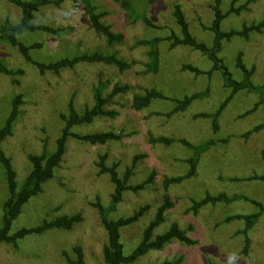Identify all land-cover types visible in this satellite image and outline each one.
Segmentation results:
<instances>
[{
	"label": "rangeland",
	"instance_id": "374dc122",
	"mask_svg": "<svg viewBox=\"0 0 264 264\" xmlns=\"http://www.w3.org/2000/svg\"><path fill=\"white\" fill-rule=\"evenodd\" d=\"M130 1L136 12L146 14L158 28L135 20L121 2L92 0L97 11L104 14L103 21L126 36L123 42L109 45L104 36L91 28L84 4L66 0L61 7L47 5L36 14V23L62 29L58 34L37 30L18 35L26 44H42L30 52L37 61L48 62L84 52L117 53L132 64L124 72L103 63H82L72 69H64L60 74L50 71L41 74L17 47L7 40H0V60L11 69L24 71L14 76L0 72V128L6 124L14 98L22 94L23 102L13 133L2 144L17 172L19 185L32 169L29 154H41L45 145L50 152L55 151L65 124L61 114L68 113L72 99L76 110L83 113L94 103L93 86L99 79L109 81L106 93L116 83L131 85L127 93L117 95L116 103L109 106L119 112L118 116L98 117L92 123L73 128L79 134L115 131L123 134V138L106 144H92L70 137L54 177L43 185L41 193L24 204L13 222L12 232L40 225L61 215L79 213L82 220L71 230L51 229L27 235L16 246L2 243L0 264H70L68 257L75 258L73 248L77 245L83 247L87 264H103V248L108 237L93 203L100 198L104 205H109L114 185L108 174L99 172L96 163L100 154L108 155L107 165L119 163L121 177L136 155H144L136 163L130 184L143 182L153 170L157 173L154 184L148 188L139 192L125 191L123 201L110 214L111 218L128 216L142 205H151L138 222L122 229L125 254H130L141 242L144 229L154 219L166 192L171 196L174 207L166 212L165 221L155 228L154 237L165 233L175 222L196 241L195 244H186L175 240L130 264H264V212L247 233L251 239L247 254L242 253L246 241L242 230L246 221H226L227 217L237 214L258 213L261 211L258 205L237 199L230 203L207 204L198 214L187 212L192 199L201 200L207 192L247 196L264 204V181L247 179L264 175V127L254 131L264 124V104L250 112L264 93V31L252 32L249 38L235 36L223 42L219 56L229 71L236 80L243 79L244 74L237 67V57L239 52H243L245 64L250 69L254 68L251 82L255 89L240 90L234 95L219 116L220 129L215 132L212 119L196 117L202 112L215 113L232 92L225 86L221 71L213 69V62L199 50L185 45L171 48V42L164 40L159 45L160 70L144 73V64L149 60L148 48L137 45L139 40L167 37L172 32L181 35L173 15L174 5L180 3L192 35L211 46L214 33L207 27L215 18L214 0ZM233 2L222 0L221 10L228 13ZM246 2L236 0L235 6ZM21 16V8L12 0H0V26L7 20L17 23ZM263 18L264 0H255L249 4V9L228 14L221 28L225 31L241 29L243 24L258 23ZM184 64L198 67L204 73L183 70ZM146 88H156L168 99H155L148 108L134 110V95L144 93ZM207 88V96L196 99L183 112L169 114L176 106L174 100ZM160 136L174 141L169 145L151 142V137ZM180 139L194 145L208 140L214 143L200 154L196 175L171 185L166 191L164 179L186 174L190 169L188 160L195 155V150L181 143ZM8 195L6 171L0 160V221L4 217Z\"/></svg>",
	"mask_w": 264,
	"mask_h": 264
},
{
	"label": "trees",
	"instance_id": "16d2710c",
	"mask_svg": "<svg viewBox=\"0 0 264 264\" xmlns=\"http://www.w3.org/2000/svg\"><path fill=\"white\" fill-rule=\"evenodd\" d=\"M66 0H12L17 6L21 8L22 16L19 22L12 23L9 20L5 21L0 26V40H7L11 45L17 47L24 58L33 63L41 74L47 72H53L60 74L64 69H72L82 63H103L114 66L120 71L124 72L129 69L132 64L120 57L117 53L106 54L100 51L84 52L75 56H65L57 60L41 62L32 58L30 52L32 49L42 47L41 43L26 44L18 38V35L24 31H42L48 34H58L62 29L54 28L44 23H36V14L40 9L47 5H54L61 7ZM75 3L82 2L85 7L86 14L89 17L91 28L98 34L104 36L109 45L121 43L125 40V34L122 32H116L112 29L111 25L106 24L103 21V13L97 11V7L93 4L92 0H72ZM121 2L123 7L128 10L131 16L135 20H140L144 24L152 28H158V26L152 22V20L143 13H138L132 7L130 0H114ZM156 0H150L151 3ZM255 0H247L243 5L236 7L234 0L233 5L228 13H224L221 8L222 0H214L212 9L215 13L213 23L207 29L214 33L213 43L208 46L206 43L198 41L190 31V24L187 20L186 14L180 3L174 5L173 15L176 23L180 27L181 35L172 32L167 37H154L142 39L137 42V45L148 48L147 55L149 60L145 62L144 73H157L161 66V57L159 51V45L162 41L168 40L171 42V48L179 45H185L195 50H199L205 56H207L213 62V69L221 71L224 78L226 87H230L232 92L221 103L218 110L215 113H199L196 117L210 118L212 119V126L215 132L220 129L219 116L222 111L232 100L234 95L240 90L253 91L255 86L251 82V76L254 72V68L250 69L243 60V52H239L237 57V67L243 72L244 77L242 80H236L232 73L229 71L224 63V60L219 56V53L223 49V42L225 40H231L235 36H241L249 38L252 32L263 33L264 31V18L258 23L243 24L241 29H231L229 31L222 30L221 24L224 18L230 13H240L243 9H249V4ZM183 70H189L196 74L204 73L198 67L191 64H184ZM0 72L10 76L24 73L22 69L14 70L9 68L3 61L0 60ZM211 74V71L208 72ZM16 81V80H15ZM109 87V81L99 79V81L93 86L94 103L86 107L83 113L76 110L74 106V100L69 103L68 113L61 114V118L64 121V127L62 133L57 140V147L55 151L50 152L45 145L41 154H29L28 159L32 164V169L29 174L24 178L21 185L17 181V172L12 165V160L5 154L2 147L3 141L13 133L14 124L20 113V106L23 102L22 94L17 95L13 100L11 112L6 120L4 127L0 128V160L4 165L6 171V179L8 185L9 195L4 203V217L0 221V245L2 243H11L14 246L18 244V241L30 234H41L51 229H65L71 230L74 226L82 220L81 214L74 215H61L53 220H45L42 224L34 227H23L12 232V225L14 220L22 212V208L32 197L38 195L43 191V185L55 175V170L60 166L64 155L66 153L67 141L70 137H74L80 141L90 142L92 144H106L111 141H118L123 138V134L115 131H103L97 133L79 134L73 131V128L77 125L92 123L98 117H110L115 118L119 112L115 109H110L109 106L115 102V97L119 94L127 93L131 89L130 84L113 85L110 92L106 93ZM264 89V86H263ZM209 93V88L203 92L194 93L192 95H186L184 98L174 100L176 102L175 108L172 110L171 115L185 111L196 99L203 98ZM155 99H168V97L156 88H146L144 93L135 94L132 100V108L137 111L148 108ZM260 104H264L263 98L250 112L257 109ZM250 112H247L249 114ZM264 127V124L257 126L254 131H257ZM251 131L247 134L248 136ZM151 142H161L166 145L171 144L174 140L165 136L157 138L151 137ZM181 143L187 147L195 150V155L188 160L190 164L189 171L180 176L166 177L163 181V186L166 191L173 184L182 183L185 179L191 178L196 175L197 167L199 164V156L201 153L207 151L214 143L213 140H208L201 145H194L186 139H180ZM144 157V155H136L133 159L132 165L126 168L124 176L121 177L118 172L119 163L114 162L112 165H107V154H100L99 161L96 165L99 167L100 174H108L111 183L114 185V191L111 193V201L109 205H104L100 198L93 203L97 208L99 216L104 228L107 231V242L103 248V264H130L134 263L140 257L146 255L151 250H161L167 244L177 240L186 244H195L196 241L188 235L186 229H182L178 223H173L171 227L163 234L154 237V230L166 219V212L174 207V202L168 192L164 194L163 202L158 207L157 213L152 221L146 226L143 232V238L141 242L134 248L130 254H125L124 244L121 240L122 229L126 226H130L138 222L150 209L151 205L146 204L140 206L134 210L131 215L120 216L118 218H111L110 214L117 210L118 204L123 201V195L125 191L139 192L148 188L154 184L156 179V171L153 170L149 176L139 184H130V180L134 175V169L137 161ZM247 179H259L264 181V175H256ZM237 199H245L258 205L261 209L258 213L253 214H237L231 217H227L226 221L233 219H244L246 221V227L243 233L246 234L245 246L242 250L243 254L249 252L251 245V239L247 235L248 231L256 224L262 212H264V204L241 195H228L226 193L212 194L207 192L205 197L201 200L192 199V205L187 212H193L198 214L200 209L207 204H217L220 202L230 203ZM73 251L75 258L68 257L70 264H87L83 247L80 245L74 246ZM65 255H67L65 253ZM162 264H169L164 262ZM211 264H214L213 262Z\"/></svg>",
	"mask_w": 264,
	"mask_h": 264
}]
</instances>
